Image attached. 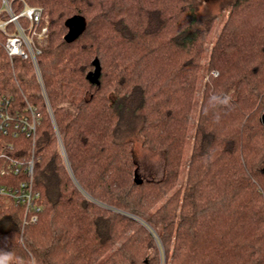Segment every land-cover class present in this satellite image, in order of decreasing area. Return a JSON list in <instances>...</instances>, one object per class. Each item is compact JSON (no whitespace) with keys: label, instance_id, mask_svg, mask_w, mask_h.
I'll return each instance as SVG.
<instances>
[{"label":"trees","instance_id":"trees-1","mask_svg":"<svg viewBox=\"0 0 264 264\" xmlns=\"http://www.w3.org/2000/svg\"><path fill=\"white\" fill-rule=\"evenodd\" d=\"M9 1L16 13L43 9L46 97L32 62L11 59L0 30L9 113L30 104L41 115L35 139L0 135V167L34 153L42 207L24 226V207L0 197V262L159 264V240L167 264H264V0L232 1L206 67L217 16L196 3L210 0ZM76 17L84 28L68 43ZM135 140L163 154L162 179H135Z\"/></svg>","mask_w":264,"mask_h":264},{"label":"built area","instance_id":"built-area-1","mask_svg":"<svg viewBox=\"0 0 264 264\" xmlns=\"http://www.w3.org/2000/svg\"><path fill=\"white\" fill-rule=\"evenodd\" d=\"M1 1L0 30L7 37L4 44L5 51L11 59L20 57L23 60H30L32 62L39 83L43 89V95L46 97L38 63V56L42 53L40 44L44 41L48 31L46 27H43L41 30L39 29L43 18V9L30 7L25 4L23 9L19 13H16L9 0ZM2 14H5L7 18L2 19ZM23 19L29 21L28 28H25L22 24ZM9 26L13 27L12 31H9ZM10 104L11 99L2 96L0 93V135H13L17 137L19 134H25L28 138L35 139L41 119L40 113L36 108L28 104L26 114H17L14 116L9 113ZM46 104L50 110L47 99ZM4 157L3 151L0 150V159ZM34 170V153H32L30 159L22 161L14 160L10 164L0 167V176L3 179H10V177H14L12 179H18L17 182L7 183L3 180L0 183V197H7L17 205L24 207V226L34 224L38 220V216L42 210V207L39 205L41 192L35 186ZM22 175H24V179H20ZM157 243L161 253L160 264H167L166 254L161 242L158 240Z\"/></svg>","mask_w":264,"mask_h":264},{"label":"rangeland","instance_id":"rangeland-1","mask_svg":"<svg viewBox=\"0 0 264 264\" xmlns=\"http://www.w3.org/2000/svg\"><path fill=\"white\" fill-rule=\"evenodd\" d=\"M233 0H210L209 2H198L197 5L200 6V12L203 13L205 9L210 7V10H212V14L217 16V20L214 24L213 30L209 36L208 39V45L207 50L204 58V66L206 67L208 63L209 58V52L212 44L217 39L219 32L221 30V27L223 26L224 20L226 16L229 13V7L232 4ZM208 3V4H207ZM69 30L76 32L77 29L82 30L84 27L83 22L76 18L73 20H70L67 23ZM205 67L203 68V71L201 73L197 92L195 95L194 105L192 109V115H191V123H190V129L187 136V143L184 151V157L182 161V169H181V175L179 179L180 184H184L187 178L188 173V166L190 164L193 144H194V133H195V127L198 120V114L200 109V104L202 102L203 97V91H204V84L207 81V72ZM216 76L218 75L217 72L214 73ZM133 151L135 155V161L137 164L136 170H138V177L143 179H154V180H160L164 177V156L162 153H156L151 151L150 149L144 148L140 141L135 140L133 142ZM140 222V221H139ZM140 225H143L142 222H140ZM166 254V253H165ZM159 264L161 262V253L159 252ZM0 264H35L32 260L30 261H22V260H13V261H5L4 263L0 262Z\"/></svg>","mask_w":264,"mask_h":264},{"label":"water","instance_id":"water-1","mask_svg":"<svg viewBox=\"0 0 264 264\" xmlns=\"http://www.w3.org/2000/svg\"><path fill=\"white\" fill-rule=\"evenodd\" d=\"M76 18H78V17H76ZM76 18H73V19H76ZM73 19H71V20H73ZM78 19H80V18H78ZM82 22H83V20L82 19H80ZM70 21V20H69ZM68 21V22H69ZM67 22V23H68ZM83 24H84V22H83ZM68 26V25H67ZM84 28V27H83ZM83 30V29H82ZM82 30H80V29H77V31L76 32H73V31H69V33L67 34V36H66V41L68 42V43H70V42H72L74 39H75V37L79 34V33H81V31ZM262 123H263V125H264V114L262 115ZM137 174H136V176H135V179L137 178Z\"/></svg>","mask_w":264,"mask_h":264}]
</instances>
